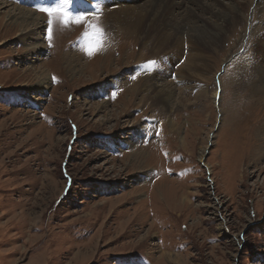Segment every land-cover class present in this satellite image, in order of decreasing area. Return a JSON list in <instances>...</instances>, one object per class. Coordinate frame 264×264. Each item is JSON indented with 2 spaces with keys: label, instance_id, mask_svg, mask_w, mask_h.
Masks as SVG:
<instances>
[{
  "label": "rangeland",
  "instance_id": "374dc122",
  "mask_svg": "<svg viewBox=\"0 0 264 264\" xmlns=\"http://www.w3.org/2000/svg\"><path fill=\"white\" fill-rule=\"evenodd\" d=\"M54 5L32 8L40 48L0 8V264H264V105L226 59L241 27L210 71L181 78L184 47L165 98L146 88L157 65L138 38L102 46L99 14L67 30Z\"/></svg>",
  "mask_w": 264,
  "mask_h": 264
},
{
  "label": "bare ground",
  "instance_id": "6f19581e",
  "mask_svg": "<svg viewBox=\"0 0 264 264\" xmlns=\"http://www.w3.org/2000/svg\"><path fill=\"white\" fill-rule=\"evenodd\" d=\"M20 1L31 6V9L7 5L2 1L0 8L10 7L6 18L20 27L22 33L19 39L26 42L27 47L36 45L40 48L36 41L39 37L36 38L34 34L42 29L43 17L32 8L41 5L52 7L61 0ZM66 5L74 16L63 25L67 30L68 27L79 25L80 22H76L78 18L99 14L104 29L102 46L108 44L109 40L106 42L105 39L109 32L138 38L141 46L149 50L150 57L147 59L153 58L157 65L153 68L157 70L156 75L146 88L165 98L170 95L171 89L161 80L170 71L172 63L182 58L184 47L187 57L179 68L181 78L210 71L205 57L220 52L228 34L232 36L236 28L241 27L239 37L233 40L234 46L237 43L238 51H241L230 54L226 59L235 62L238 76L235 72L233 76L239 79L237 88L247 94V104L264 105V0H66ZM256 21L257 24H253ZM93 44L99 45L95 39ZM86 47L84 44L76 51L84 54ZM245 53H248L249 60ZM63 57L68 62L77 60L70 54H64ZM214 74L215 71L211 75L212 79ZM40 85L38 89L45 90L48 82L43 78ZM100 92V89L96 91ZM260 130L257 147L261 153L264 151V128ZM204 152L205 149L201 155Z\"/></svg>",
  "mask_w": 264,
  "mask_h": 264
},
{
  "label": "snow or ice",
  "instance_id": "6c2138e0",
  "mask_svg": "<svg viewBox=\"0 0 264 264\" xmlns=\"http://www.w3.org/2000/svg\"><path fill=\"white\" fill-rule=\"evenodd\" d=\"M42 11L46 12L49 16H51L54 12H60V13H63V10H62V9H58V8H54V9H42ZM82 19H83V17H80V18L77 19L76 22L79 23L80 20H82ZM96 50H97V49H95V48H89V49H87L89 55L94 54V52H95ZM150 63H154V62H150ZM134 78H135V77H134Z\"/></svg>",
  "mask_w": 264,
  "mask_h": 264
}]
</instances>
